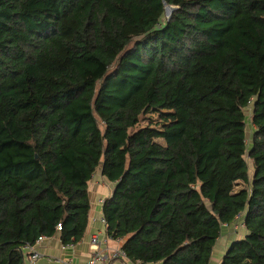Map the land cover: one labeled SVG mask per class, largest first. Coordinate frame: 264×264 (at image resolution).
<instances>
[{
  "label": "trees",
  "instance_id": "obj_1",
  "mask_svg": "<svg viewBox=\"0 0 264 264\" xmlns=\"http://www.w3.org/2000/svg\"><path fill=\"white\" fill-rule=\"evenodd\" d=\"M100 168L129 261L210 264L244 216L222 264H264V0H0V264L81 241Z\"/></svg>",
  "mask_w": 264,
  "mask_h": 264
},
{
  "label": "crops",
  "instance_id": "obj_2",
  "mask_svg": "<svg viewBox=\"0 0 264 264\" xmlns=\"http://www.w3.org/2000/svg\"><path fill=\"white\" fill-rule=\"evenodd\" d=\"M113 186L114 184L102 174L101 168L97 170L89 182L91 210L88 229L83 239L72 247L64 248L59 234L52 237H46L37 245L42 257L35 263H31L28 259L30 251L26 248L23 249L25 254V264L85 263L91 253H93L91 240L94 235H98L101 238L102 243L99 245V248L102 251L110 252L111 249L122 247L124 240L108 237L106 233V225L102 222L103 200L111 194ZM243 219L244 216H241L233 224L224 227L222 235L218 238L210 264H222V257L230 247L231 243L237 239L245 237L246 228L244 222H242ZM109 264L130 263L126 258L110 257Z\"/></svg>",
  "mask_w": 264,
  "mask_h": 264
},
{
  "label": "built area",
  "instance_id": "obj_3",
  "mask_svg": "<svg viewBox=\"0 0 264 264\" xmlns=\"http://www.w3.org/2000/svg\"><path fill=\"white\" fill-rule=\"evenodd\" d=\"M102 222L106 225V221L104 218H102ZM58 228L61 229V224H59ZM91 243H92L91 246L93 248V253H91V255L89 256L87 261H85V263H79V264H109L110 257L127 259L126 254L121 247L111 249L110 252L102 251L99 248V245L102 243V240L98 235L92 236ZM72 246L73 244L63 245L64 248H68ZM25 248L30 251L28 259L30 260L31 263H35L37 260H39L42 257L41 252L34 245H27ZM128 262L130 264H140V263L131 262L129 260Z\"/></svg>",
  "mask_w": 264,
  "mask_h": 264
},
{
  "label": "rangeland",
  "instance_id": "obj_4",
  "mask_svg": "<svg viewBox=\"0 0 264 264\" xmlns=\"http://www.w3.org/2000/svg\"><path fill=\"white\" fill-rule=\"evenodd\" d=\"M168 9V10H167ZM167 9H165V17H166V19L167 18H169L170 16H171V14H172V12H173V10L170 8H167ZM167 11V12H166ZM247 114H248V116H249V114H250V110H247ZM249 122H250V119H249ZM250 126L251 127H253V124H250ZM250 127V128H251ZM249 127H248V131H247V136H248V143H250L251 142V137H252V131H251V129H250ZM248 161H249V163H250V167H251V171H252V163H251V160L248 158ZM251 173V172H250ZM252 174V173H251ZM240 226H241V224H240Z\"/></svg>",
  "mask_w": 264,
  "mask_h": 264
},
{
  "label": "water",
  "instance_id": "obj_5",
  "mask_svg": "<svg viewBox=\"0 0 264 264\" xmlns=\"http://www.w3.org/2000/svg\"><path fill=\"white\" fill-rule=\"evenodd\" d=\"M167 8H169V9L171 8L172 10H174L176 7H175V6H172V5H167V4H166V8H165V9H167ZM167 10H168V9H167ZM166 12H167V11H166Z\"/></svg>",
  "mask_w": 264,
  "mask_h": 264
}]
</instances>
